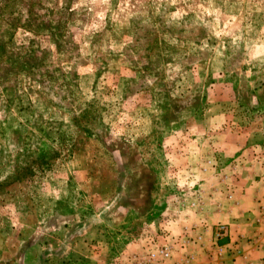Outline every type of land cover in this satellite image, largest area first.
<instances>
[{"label": "rangeland", "instance_id": "obj_1", "mask_svg": "<svg viewBox=\"0 0 264 264\" xmlns=\"http://www.w3.org/2000/svg\"><path fill=\"white\" fill-rule=\"evenodd\" d=\"M257 187L264 0H0V264H174L200 227L224 264Z\"/></svg>", "mask_w": 264, "mask_h": 264}, {"label": "crops", "instance_id": "obj_2", "mask_svg": "<svg viewBox=\"0 0 264 264\" xmlns=\"http://www.w3.org/2000/svg\"><path fill=\"white\" fill-rule=\"evenodd\" d=\"M225 208L219 218L227 227L220 240L227 249L224 264H264V188L249 190L236 205L228 203ZM206 231L200 227L192 233L194 237L203 234V243L189 242L184 248L175 246L174 264H185L186 258L192 264H216V259L209 254L216 228Z\"/></svg>", "mask_w": 264, "mask_h": 264}, {"label": "built area", "instance_id": "obj_3", "mask_svg": "<svg viewBox=\"0 0 264 264\" xmlns=\"http://www.w3.org/2000/svg\"><path fill=\"white\" fill-rule=\"evenodd\" d=\"M219 234H221V232H226V226L221 225L218 229ZM217 238H219V236H217ZM202 239V236L198 237V241H200ZM187 240H185L184 242L186 243ZM211 246H213V253L216 254L218 253L217 258L220 256L221 258L224 256V247L221 246L220 244H218L217 241H215L214 243L211 244ZM172 252H173V248L171 246H166V247H162L159 251H152L149 253L148 255V262L152 263V264H167L169 262V260L172 258ZM186 262H190L189 258H186Z\"/></svg>", "mask_w": 264, "mask_h": 264}]
</instances>
